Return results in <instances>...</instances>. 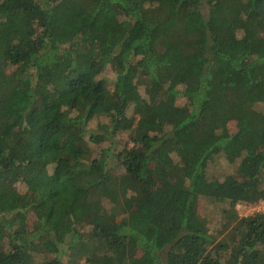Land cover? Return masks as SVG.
Instances as JSON below:
<instances>
[{"label": "trees", "instance_id": "trees-1", "mask_svg": "<svg viewBox=\"0 0 264 264\" xmlns=\"http://www.w3.org/2000/svg\"><path fill=\"white\" fill-rule=\"evenodd\" d=\"M260 200L264 0H0V264H264Z\"/></svg>", "mask_w": 264, "mask_h": 264}, {"label": "rangeland", "instance_id": "rangeland-1", "mask_svg": "<svg viewBox=\"0 0 264 264\" xmlns=\"http://www.w3.org/2000/svg\"><path fill=\"white\" fill-rule=\"evenodd\" d=\"M105 74L111 75L112 72L108 69ZM228 129H233V122L228 123ZM123 139H125V136H121ZM237 162H231L229 160H226L225 158H219L218 161L214 164H211L209 169L212 171L215 175L221 177L225 174L232 173L235 171ZM226 203H219L216 201H213L209 198H200L198 207L200 214L205 218L209 228L211 230H214L215 227L220 226L221 222V209L223 206H225ZM237 211L239 215H248L252 214L255 211H261L264 212V200H260L256 203L251 204H237L236 205ZM33 219L32 214H29V222ZM86 230H88V226L84 227Z\"/></svg>", "mask_w": 264, "mask_h": 264}]
</instances>
